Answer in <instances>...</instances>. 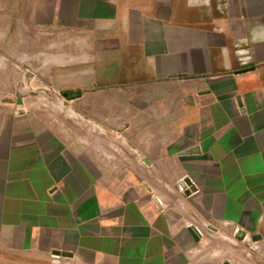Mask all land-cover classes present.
I'll return each mask as SVG.
<instances>
[{"label":"crops","instance_id":"crops-1","mask_svg":"<svg viewBox=\"0 0 264 264\" xmlns=\"http://www.w3.org/2000/svg\"><path fill=\"white\" fill-rule=\"evenodd\" d=\"M4 41L80 95L0 113V264H264V0H0Z\"/></svg>","mask_w":264,"mask_h":264},{"label":"rangeland","instance_id":"rangeland-1","mask_svg":"<svg viewBox=\"0 0 264 264\" xmlns=\"http://www.w3.org/2000/svg\"><path fill=\"white\" fill-rule=\"evenodd\" d=\"M67 42V41H66ZM5 41L0 43V113L20 109L17 102L27 99L34 106L45 107L56 103V98L63 100L70 85L55 83L52 68L22 67L20 51L5 50ZM56 53H46V58ZM49 93L55 95L49 96ZM65 98V97H64Z\"/></svg>","mask_w":264,"mask_h":264},{"label":"water","instance_id":"water-1","mask_svg":"<svg viewBox=\"0 0 264 264\" xmlns=\"http://www.w3.org/2000/svg\"><path fill=\"white\" fill-rule=\"evenodd\" d=\"M80 95V92H73V93H64V97L67 98V99H72L74 98L75 96H78ZM18 105H22V99H20L18 102H17Z\"/></svg>","mask_w":264,"mask_h":264}]
</instances>
